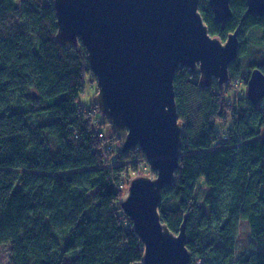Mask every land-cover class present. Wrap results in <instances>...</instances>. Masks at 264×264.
<instances>
[{"label":"trees","instance_id":"16d2710c","mask_svg":"<svg viewBox=\"0 0 264 264\" xmlns=\"http://www.w3.org/2000/svg\"><path fill=\"white\" fill-rule=\"evenodd\" d=\"M230 8L219 22L208 0L198 6L211 36L239 30L228 74L246 84L252 68L264 73V16L246 0ZM55 21L51 0H0V246H9L8 264H64L73 253L69 264H142L144 245L120 200L146 156L138 147L104 157L103 143L120 138L78 102L95 75L80 42H58ZM173 77L182 148L176 181L161 191V222L177 234L185 221L200 264H264V98L241 95L228 106L215 81L204 87L186 67Z\"/></svg>","mask_w":264,"mask_h":264},{"label":"water","instance_id":"95a60500","mask_svg":"<svg viewBox=\"0 0 264 264\" xmlns=\"http://www.w3.org/2000/svg\"><path fill=\"white\" fill-rule=\"evenodd\" d=\"M56 38L85 48L95 75L98 109L123 135L121 150H143L149 176H135L120 207L143 247L142 264H188L185 217L177 234L161 222V191L175 183L183 126L176 110L174 74L186 67L202 86L227 82L238 56L239 30L225 42L210 35L201 0H51ZM231 0H208L214 19L229 20ZM247 11L264 16V0H246ZM246 96L264 98V73L250 70Z\"/></svg>","mask_w":264,"mask_h":264},{"label":"rangeland","instance_id":"374dc122","mask_svg":"<svg viewBox=\"0 0 264 264\" xmlns=\"http://www.w3.org/2000/svg\"><path fill=\"white\" fill-rule=\"evenodd\" d=\"M246 34L249 35V34H251V32L248 31V33H246ZM258 36H259L258 34L255 35V33H254V36L252 38V45H251L252 48H257L259 46L258 45L259 42L256 40V38H258ZM223 42H225V41H223ZM77 45L78 44H76L75 46H77ZM230 79L231 78L229 75L227 82H225L223 84H218L216 82V80H214L218 86H222L221 89L223 91L224 97H226V104L228 106L231 104L232 105L234 104V101L238 99V96H237L238 94L246 95V89H247V85L244 83V80H242L240 77L238 79L240 81L237 83H232V81H230ZM97 93H98V88H97L96 81L94 83H91L89 81V82H87V84L84 88V93L78 99V102L83 106V109L89 110L90 114H92V117L94 119H96V124L98 122H100L101 120H103L102 119L103 117H105L104 114L99 111L97 103H95V97H96ZM94 103L96 104V107H97L96 109L92 108V105ZM229 114H230V111L227 112V116H226V119H227L226 122L227 123H226V125L220 126V135H219L220 138L223 136L224 132L228 131L227 129H228V126L230 125ZM106 119H108V118H106ZM112 126H113V124H112ZM113 128H114V126H113ZM114 130H115V128H114ZM115 132H116V135L118 136V138H120L119 144L112 143V141L108 139V141L106 140L102 145L101 150L104 153V157L108 160L110 158H114L116 152L120 151V149L122 148L121 142H122L123 135L118 133L116 130H115ZM110 134H111V132L108 131V128H105V131H103V136L108 137ZM109 152H113L111 157H108ZM138 167L140 169L139 172H132L131 173L130 178L128 179L126 186L124 188V191H125L124 194L127 191L126 189L128 188L129 183L132 180V177L145 175V176H149V177L153 178L155 176V173H152L150 171V167H149L147 162L140 163L138 165ZM197 185L203 187L201 190L202 191L201 193L207 191L205 189L203 177H201L198 180ZM200 200H202V199H200ZM122 212H123V210H122ZM239 230H240L239 235H238L239 246L244 247L245 244L247 243L248 239H249V229H247L246 222L242 221L240 223ZM9 252L10 251H9L8 245L2 244V246H0V264H8L7 259H8ZM74 257H75L74 253L64 256V258H63L64 264H69V262L71 260H73Z\"/></svg>","mask_w":264,"mask_h":264},{"label":"built area","instance_id":"2783aa9c","mask_svg":"<svg viewBox=\"0 0 264 264\" xmlns=\"http://www.w3.org/2000/svg\"><path fill=\"white\" fill-rule=\"evenodd\" d=\"M230 81H232V83H237V82H239L240 80H238V79H232V80H230ZM238 96V98H240V94H238L237 95ZM228 133V131H226V132H224V134H223V138L226 136V134ZM191 260V259H190ZM189 260V261H190ZM188 264H200L198 261H196V260H191L190 262H188Z\"/></svg>","mask_w":264,"mask_h":264}]
</instances>
